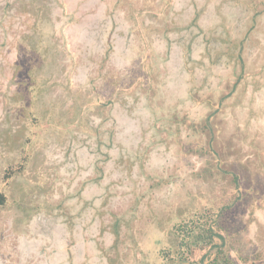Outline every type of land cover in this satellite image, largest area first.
Returning a JSON list of instances; mask_svg holds the SVG:
<instances>
[{
  "label": "rangeland",
  "instance_id": "1",
  "mask_svg": "<svg viewBox=\"0 0 264 264\" xmlns=\"http://www.w3.org/2000/svg\"><path fill=\"white\" fill-rule=\"evenodd\" d=\"M0 194V264H264V0H0Z\"/></svg>",
  "mask_w": 264,
  "mask_h": 264
},
{
  "label": "trees",
  "instance_id": "2",
  "mask_svg": "<svg viewBox=\"0 0 264 264\" xmlns=\"http://www.w3.org/2000/svg\"><path fill=\"white\" fill-rule=\"evenodd\" d=\"M24 59H26V58L23 57L22 60H24ZM20 61H21V58H20ZM223 174L231 176L232 182L233 183L236 182V177L233 176L232 174H230L228 172H223ZM250 182H251L250 179H246L244 181V191L246 193H249L250 191L256 192V190H254L255 186L252 187ZM2 202H3V197L0 194V203H2ZM231 205H230V203L225 205V208L222 209V215L225 214L227 210L230 211L235 206V205H232V206ZM198 219L201 223L199 224V227H198L199 229H198V231L194 237L195 241L193 243L191 242L192 247H190V245H189V247L187 248V249H189V253L193 254L194 247L196 246L197 242H200V240H201L202 243L197 245L198 248H200V247L204 248L205 246H208V247L216 246V248H217L215 251V254L213 255V257L211 259H209L207 264H236L234 262V260L228 256L227 250L223 249L224 242L221 244H218V245L216 243H214L215 242L214 241L215 236L218 238H222V237L218 233H216L214 231V229H212V226H210L213 219L211 221H210V218H208V217H206L205 219H202V220L200 218H198ZM219 228H221V227H219ZM225 229H226V232L228 233L227 245L230 248L229 250L234 248L236 250V252L238 253L239 260L241 262L244 261V263L247 262V259H249V255H248V253L243 252V250H242L243 245H241L240 249H238L239 247H237V246H239L238 245L239 243H242L241 240H239L236 237L237 234L233 233L232 229H227V228H225ZM172 230L175 234V232L177 233L179 231V228L172 227ZM192 244H194V245H192ZM178 245L179 246L182 245L181 240H179Z\"/></svg>",
  "mask_w": 264,
  "mask_h": 264
}]
</instances>
